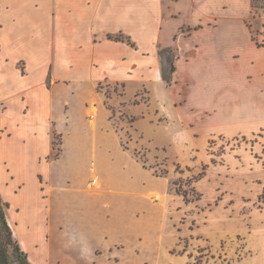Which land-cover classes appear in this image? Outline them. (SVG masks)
Returning <instances> with one entry per match:
<instances>
[{"label":"crops","instance_id":"1","mask_svg":"<svg viewBox=\"0 0 264 264\" xmlns=\"http://www.w3.org/2000/svg\"><path fill=\"white\" fill-rule=\"evenodd\" d=\"M116 1L117 6L110 4V0H58L54 15L55 51L56 63L62 70L66 66L73 78H89L92 84L99 81L124 82L123 93L109 100L114 107L121 106V109L116 107L118 113L133 118L136 132L139 130L148 138L165 140L183 125L189 126L192 135L224 133L219 130V121L215 120L225 93L230 94L226 103L231 98L228 108L232 114L235 110L247 111L252 119L258 120L254 121L257 129H264V46H256L247 25L244 27L249 40L242 48L232 35L226 36L221 32L218 0H152L153 9L161 16L157 22V34L153 35L149 48L143 49L137 45L129 24H126L129 12L139 11V7L126 9L130 6L127 0ZM44 3V0H0V7H3L0 15L25 14L29 17L28 21L19 20L15 24L14 28L19 31L13 33V38H25L32 46L43 48L39 51L43 61L41 65L22 57L12 64L17 74L27 80L25 87L9 90L4 86L0 91L16 94L21 89H28L33 75L45 67L47 25L43 17L48 12ZM65 8L70 12L71 20L64 18L62 10ZM186 17L189 20L186 21ZM166 19L176 20V30L170 34H163L160 25ZM66 33L71 39H64ZM123 33L127 36L124 37ZM225 41L227 44L224 46ZM162 47H172L176 56L170 84L161 76L159 49ZM19 59L25 60L29 75L18 73L15 64ZM47 78L49 73L46 83ZM144 88L148 89L147 97L135 101L134 98ZM23 92L26 96L22 106L27 105V114L21 112V96L11 104H19L17 114L27 120L42 101L45 91L28 89ZM57 95L58 98L54 97L57 104L64 102L62 94ZM70 95L67 112L63 113L64 121L57 108H49V149L42 159H49L51 154L52 129L61 135V152L56 159L44 162L50 176L42 174L44 182L59 183L56 209L63 223L72 228L62 231L64 238L72 237L74 240L71 250L93 253L95 260L91 264H98L97 259H106L107 252L112 254L117 250L123 254V218H144L152 226L153 218L157 216L155 207L160 202L158 197L168 195L169 182L167 176L155 175L128 149H124L109 116L107 103L99 91L73 89ZM6 131L0 136V155L8 159L11 171L22 174L23 171L15 170L13 162L26 166L28 155L25 156L21 144L16 142L15 153L1 151L3 142L11 140L12 131L8 126ZM26 169L28 172L31 170L29 167ZM153 194L156 198H152ZM171 198L173 205L176 203L172 206L174 208L177 204L187 206L192 202L185 203L177 193L171 194ZM169 206L167 204L166 213ZM32 210L28 218H35ZM42 215V218H50L46 211ZM19 223L24 230L27 228V221ZM24 235L30 239L31 248L32 235L25 234V231ZM25 252L29 261L35 264L30 260V250Z\"/></svg>","mask_w":264,"mask_h":264},{"label":"rangeland","instance_id":"2","mask_svg":"<svg viewBox=\"0 0 264 264\" xmlns=\"http://www.w3.org/2000/svg\"><path fill=\"white\" fill-rule=\"evenodd\" d=\"M44 2L48 12L43 17L47 25L46 63L41 72L33 75L28 89L43 90L45 94H42L45 96L42 95V101L33 115L26 120L17 114L19 104L11 103L21 96V101L19 98L17 100L21 102V112L27 114L28 107L22 104L26 96L23 91L28 89H21L16 94L0 91V136L7 133V126L12 131L11 140L3 142L1 151L5 154L15 153L16 142L17 145L21 144L20 148L25 156L28 155L27 158L24 157L28 162L27 167L18 161L13 162L15 170L23 171L22 174L11 171L8 159L0 155V195L7 204L6 218L12 221L13 228L18 232L15 238L25 244V251L30 250V260L35 264H91L95 260L91 252L78 253L71 250L74 240L72 237L64 238L62 231L72 228L63 223L56 209L59 183L51 181L48 184L44 182L43 176H50L49 169L44 164L50 160L42 159L49 149V108H57L63 117V113L67 112L71 91L81 89L85 92L96 90L101 93L110 108L109 116L121 142L132 155L140 159V163L143 161L153 171L162 168L161 162L166 159L169 169L168 195L158 197L160 202L155 207L157 216L153 218L152 226L144 218H123V254H119L117 250L112 254L107 252L106 259H97L98 264H264V203L259 200L260 194L264 192V129H257L254 121L258 120L252 119L247 111L235 110L232 114L228 108L231 98L226 103L230 94L225 93L223 103L219 102L221 109L215 120L219 121V130L224 133L193 136L189 126L183 125L173 136L164 134L167 136L165 140L143 136L139 130L136 132L137 126L136 122L133 124V118L119 114L116 107L121 109V106L114 107L109 100L110 97L123 93L124 82L99 81L92 84L89 78H73L70 68L64 66L62 70L58 66L54 29L58 0ZM152 2H126L131 6L126 9L139 7V11L129 12L126 24H129L137 45L143 49L149 48L153 35L157 34V22L161 16L153 9ZM218 3L220 28L224 35H232L234 41L245 48L249 40L248 31L244 27L247 25L257 40H264V0L258 4L263 7L254 8L249 6V0H218ZM110 4L118 5L116 0H110ZM0 11H3V7H0ZM62 14L65 19L71 20L70 12L66 8L62 10ZM15 17L17 18L13 20ZM174 19L160 22L163 34L176 30ZM19 20L28 21L29 17L25 14L0 15V87L5 86L9 90L25 87L27 83L12 65L18 58L32 59L38 65L43 62L39 54L42 46L34 47L25 38H13V33L19 31L14 28ZM185 20H189V17ZM123 35L127 36L124 33ZM64 39H71V36L66 33ZM226 44L225 41L223 45ZM160 56L161 70L167 73V61L171 54L162 53ZM25 60L19 59L15 66L18 73L29 75ZM48 73L49 79L46 83ZM146 90L148 91L147 88L141 90L134 100H144L148 95ZM59 93L62 94L64 102L57 104L54 97L58 98ZM61 120L64 121V117ZM163 130L168 132L166 127ZM58 142L60 137L57 138V144ZM57 144L56 148L59 147ZM177 164L182 172L177 171ZM203 166L204 175L190 185L200 193V199L187 206L180 203L177 207H172L176 203L173 205L171 202V194H175V191L170 182L180 176L184 180L196 176ZM28 167L31 169L29 172L26 169ZM152 198H156L155 194ZM166 203L170 205L167 213ZM31 208L34 209L32 211L35 218H28ZM45 211L50 218H42ZM22 220L27 221L25 230L22 223H19ZM24 231L25 234L32 235V249L30 239L25 237Z\"/></svg>","mask_w":264,"mask_h":264},{"label":"trees","instance_id":"3","mask_svg":"<svg viewBox=\"0 0 264 264\" xmlns=\"http://www.w3.org/2000/svg\"><path fill=\"white\" fill-rule=\"evenodd\" d=\"M262 0H250V6L252 8L254 7H263L259 6L258 4ZM248 28H250L248 26ZM258 32V31H256ZM251 34L252 31H250ZM259 33V32H258ZM109 39H113L111 36H108ZM116 40H120V38H114ZM251 39L254 41L256 46H264V40H257L255 35H251ZM129 43V40H127ZM160 54H171V57L168 58V72L164 73V70H161V76L162 79L170 84L172 73L175 71V65H174V59L175 54L172 47H162L159 49ZM162 56V55H161ZM48 79V78H47ZM123 85V84H122ZM107 109L110 110V108L106 105ZM111 118V117H110ZM60 137V142L57 144V138ZM122 143V142H121ZM57 146L59 147H55ZM124 149H128L123 143H122ZM61 152V135L58 133L55 129H52L51 131V154L49 155V159H56ZM133 157L140 161V159L137 158L136 155L133 154ZM142 165L145 168H148L143 161ZM162 168L158 170H153V173L157 176H167L168 169L166 166V159H163L161 162ZM177 171H179L180 166L177 165ZM149 169V168H148ZM182 172V171H179ZM205 173V167L203 166L202 171L198 173L196 176H192L191 178H188L187 180H184L181 176L173 179L170 183L172 185V188L174 189L175 193L181 195L183 197V200L185 203H189L194 200L200 199V193L196 191V189L193 186H190L191 183L195 180H198L199 177L204 175ZM259 200H261L264 203V192L260 194ZM5 206H7L6 203L3 202L1 195H0V264H32L27 256V253L24 251V249L20 246L19 241L15 238L13 231L8 224L6 213H5Z\"/></svg>","mask_w":264,"mask_h":264},{"label":"bare ground","instance_id":"4","mask_svg":"<svg viewBox=\"0 0 264 264\" xmlns=\"http://www.w3.org/2000/svg\"><path fill=\"white\" fill-rule=\"evenodd\" d=\"M8 222L10 223V226L13 228V226H12V221L11 220H8ZM13 231H14V236L16 237L17 236V231L15 230V228H13ZM24 246H25V244L23 243V242H21V247L24 249Z\"/></svg>","mask_w":264,"mask_h":264}]
</instances>
